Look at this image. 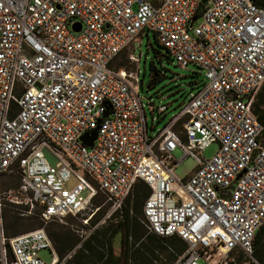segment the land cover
I'll list each match as a JSON object with an SVG mask.
<instances>
[{
  "label": "built area",
  "instance_id": "1",
  "mask_svg": "<svg viewBox=\"0 0 264 264\" xmlns=\"http://www.w3.org/2000/svg\"><path fill=\"white\" fill-rule=\"evenodd\" d=\"M150 34L205 79L152 134L139 93L143 54L134 53ZM125 51L134 70L116 68ZM263 85L264 4L254 0H0V177L19 174V195L43 221L78 217L89 236L101 224L92 225L100 193L109 219L143 181V226L187 244L173 264H263L255 252L264 227V124L255 113ZM150 101L159 122L169 106ZM99 120L89 147L82 138ZM186 158L197 167L180 179ZM2 245L0 264H46V250L61 264L44 229L10 239V259Z\"/></svg>",
  "mask_w": 264,
  "mask_h": 264
},
{
  "label": "rangeland",
  "instance_id": "2",
  "mask_svg": "<svg viewBox=\"0 0 264 264\" xmlns=\"http://www.w3.org/2000/svg\"><path fill=\"white\" fill-rule=\"evenodd\" d=\"M134 53L136 57H140L141 53L143 54L140 64L137 66L140 70L139 93L143 99V103L146 105V117L148 119L149 132L152 134L153 127H156L157 130L162 129L169 122V120L181 112L182 108L187 103L188 94L191 93L192 89L195 91L198 90L204 83V71L194 65H189L186 68L181 67L178 61L173 59L167 50L159 45L154 34H150L149 36L144 35L143 39L139 38L136 40ZM127 56L128 52H125L121 57V61L123 59V63H126L130 70H134L135 65L131 66L128 63ZM119 63L117 66H119ZM151 99H153L156 106H160L161 104L169 106L166 113L161 115L158 113L155 114V116L158 117L159 122H153V115L148 109L147 105L151 102ZM260 108L261 114L264 116V105H261ZM178 130L180 131L181 129L178 128ZM218 148L219 146L217 144L207 148L203 153L204 157L207 159L212 158L216 154ZM45 154L51 165L58 164V160L49 150L45 149ZM182 155L183 152L180 149L174 153L177 160L180 159ZM196 167L197 162L193 158H186L177 166L175 174L178 178L183 179L190 176ZM11 181L13 183H10ZM18 183L19 177L13 172L0 177V256L2 254V240L5 239V250L8 259L11 257L9 240L14 238L13 235H22L31 232L28 231L31 228L29 227V221H27V218L34 217V224L39 223L40 220L39 216L35 214V212H37V208L31 210L30 207L25 204L24 197L19 195L18 189L15 188ZM75 184V179H72L70 187L75 186ZM105 198L106 196L101 194L96 201V206L100 209L102 208L97 221V223H101L99 226L101 234L99 235L98 240L103 244L100 246H105L107 244L109 233L112 230H115L117 224L123 220L121 217L112 218L113 215L109 219L106 218L111 212V207L106 205L107 201ZM134 200L135 198L132 197L130 206L131 209L133 208ZM142 211L143 207L138 212L132 211V222L129 223V226H132V228L129 227V230L126 229L124 232L126 235H129L128 241L125 239L123 244L124 246H129L130 249L129 264H133L135 258H138L141 254H145L149 258L151 256L149 249L152 246H165L157 241H143V243L147 242L145 243V246H140L136 242L134 232L137 226L142 233H147L146 229L139 221V218H142ZM6 215L10 219L13 216H16L25 220L21 221V225L12 224L7 230L6 223L4 221V216ZM61 226L70 229L81 240H84L89 236V231L84 227L81 219L74 217H67L64 222L49 221L48 224L44 223V227L42 229L45 230L46 227H52L53 231L57 233ZM121 235L122 234L119 232L112 242L113 252L116 257L121 255ZM167 246L169 253L160 255L156 254L153 264H170V252L175 256L172 252L175 248L171 244H168ZM177 246H181V243H178ZM256 255L261 263L264 264V240L257 249ZM40 256L46 264H50L53 261V257L48 250L42 251ZM125 257L126 254L124 255V258ZM66 259H70L69 255L65 258V260ZM65 260H61V264H65ZM122 263L125 264V261Z\"/></svg>",
  "mask_w": 264,
  "mask_h": 264
},
{
  "label": "trees",
  "instance_id": "3",
  "mask_svg": "<svg viewBox=\"0 0 264 264\" xmlns=\"http://www.w3.org/2000/svg\"><path fill=\"white\" fill-rule=\"evenodd\" d=\"M254 1H255V3H257L259 5L264 4V0H254ZM163 48H165V47H163ZM125 52H127V51H125ZM125 52H123L120 55V58L117 62V64L120 62L119 66H117V64H116V68H118V69H120V68L129 69V66H127L126 63H123V59L121 61V57ZM167 52L169 53L168 50H167ZM127 60H128V63L132 66L133 64L129 60L128 56H127ZM261 105H264V85L261 88V90L258 92V94L256 95V99H255V113L257 115H259L260 121L264 124V116L261 114V108H260ZM16 175L19 177V183L16 185L15 188L19 189L20 184H21L20 175L19 174H16ZM10 183H13V182L11 181ZM149 194H150V190H149V187L146 185V183L143 181H139L136 184L132 194L130 195V197L126 201L125 205L122 207V209H120L119 211H116L113 214L112 218L121 217L123 220H122V222H119L117 224L115 230H112L109 233V236L107 238V244L105 246H100L103 243H101L98 240L99 235L101 234V230L99 228L93 234H91L88 238L81 240L70 229H67L64 226H61L57 233H55L53 231L52 227H50V228L46 227L45 231L48 234V236L50 237V239L52 240L53 245H54V247L58 253V256L60 258V261L65 260V258L70 253H73L72 257L70 259L65 260V264H123L122 263L123 261H125V264H129V262H130V249H129V246L123 245L125 239L128 241L129 235L128 234L126 235L124 232L126 229L129 230V227L132 228V226H129V223L132 222V216H131L132 211H136V212L140 211V209L144 206V202H145L146 198L149 196ZM98 197L96 198V200L94 202L95 207H98V206H96V204H97L96 201H97ZM132 197H134L135 200L133 202V208L131 209L130 206H131ZM106 205L111 207V204H109V203H106ZM101 209L99 210V213L93 218L92 225H95L97 223L98 216L100 214ZM142 213H143V211H142ZM35 214H37L40 218L39 223L34 224L35 223L34 217L27 218V221H29V227L31 228L28 231H33L36 229H42L44 227V223L48 224V222H45L41 219V212L39 209H37V212H35ZM68 217H73V216H68ZM74 218H78V217H74ZM78 219H81V218H78ZM142 219H143V214H142V218H139L140 223H141ZM22 220H25V219H20L16 216H13L10 219V218H8L7 215L4 216V221L6 223V229L7 230L11 227L12 224L21 225ZM134 222H136V221H134ZM135 229L136 230L134 232V237H135L136 242L140 246H145L146 245L145 243H147V242L143 243V241H147V240L148 241H157L160 244L162 243L165 246H152L149 249L150 254H151V256L149 258L145 254H141V255H139L138 258H135V261L133 262V264H153L154 257L156 254L160 255V254H164V253H166V254L169 253V250L167 248L168 244H171L175 248V250H172V248H171V250L175 254L176 257L174 255H172L170 252V255H171L170 256V264H173L177 261L176 259H178L179 256H181L187 248V244L178 237L163 238V237H160L158 235L148 233L146 228L145 229H146L147 233H142V231H140L138 226ZM119 232L122 234L121 235V255L119 257H116L114 252H113L112 242ZM17 235H19V234H15V235H13V237H15ZM263 240H264V227H262L260 229V231L258 232L256 239H255V252L256 253H257V249L260 247ZM178 243H181V246H177ZM125 254H126V257L124 258Z\"/></svg>",
  "mask_w": 264,
  "mask_h": 264
},
{
  "label": "water",
  "instance_id": "4",
  "mask_svg": "<svg viewBox=\"0 0 264 264\" xmlns=\"http://www.w3.org/2000/svg\"><path fill=\"white\" fill-rule=\"evenodd\" d=\"M206 2L207 0H203V4H206ZM196 21H197V17L192 20L190 27H192ZM76 31H80V26L79 28H76ZM105 117H107V115H105ZM100 124H101V120L98 121L97 127L90 134L85 135L82 138L85 145L91 147L93 143L96 141Z\"/></svg>",
  "mask_w": 264,
  "mask_h": 264
}]
</instances>
